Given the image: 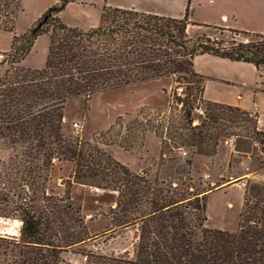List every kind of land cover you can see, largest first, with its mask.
<instances>
[{"label": "trees", "instance_id": "1", "mask_svg": "<svg viewBox=\"0 0 264 264\" xmlns=\"http://www.w3.org/2000/svg\"><path fill=\"white\" fill-rule=\"evenodd\" d=\"M75 1L57 0L26 32L13 34L0 60V217L22 218L25 224L20 237L0 238V264H61L69 252L82 256L84 264H264V185L249 183L244 189L234 232L208 228L206 202L213 189H200L190 177L150 179L146 172H132L101 142L67 132L64 113L73 99L81 98L85 111L96 94L170 80L185 87L181 93L171 91L172 102L180 106L178 120L142 107L126 125L125 139L141 145L147 133L153 134L160 140L161 161L172 149L192 148L183 160L187 175L194 156L216 154L220 137L253 139L264 151V132L257 129L256 118L238 108L203 101V119L192 125L191 118L204 82L193 70L194 58L211 55L264 71V33L201 25L187 19L188 8L184 18L176 19L107 6L98 24L84 31L61 20V12ZM189 25L215 34L191 36ZM236 35L251 39L237 41ZM42 36L49 38L44 67H23ZM242 125L243 134L233 131ZM112 128L97 137L109 135ZM122 139L109 143L131 148ZM63 164L70 165V174L59 195L53 172ZM74 184L114 196L104 215L106 231L133 230L131 255L94 251L97 237L71 198Z\"/></svg>", "mask_w": 264, "mask_h": 264}, {"label": "rangeland", "instance_id": "2", "mask_svg": "<svg viewBox=\"0 0 264 264\" xmlns=\"http://www.w3.org/2000/svg\"><path fill=\"white\" fill-rule=\"evenodd\" d=\"M56 1L0 0V60L5 58L4 53L9 50L13 34L20 35L26 32L30 25ZM104 6L133 9L176 19L184 18L185 10L188 8L187 19L201 25L221 27V23H224L223 15H226L229 18L227 24L238 32H246L244 27L254 28L258 32L264 30L260 18V15L264 13V0H76L69 3L61 12V20L68 27L87 31L98 24L101 9ZM234 14L237 16L235 19L232 17ZM187 30L191 36L203 33L215 34L212 30L192 25H189ZM249 34L259 35L261 33ZM224 37L230 38V35L226 33ZM234 38L237 41L251 39L244 35H236ZM48 48L49 38L47 36L39 37L34 43L33 50L23 60L22 66L42 69ZM5 68L6 65L1 71ZM239 79L236 78L237 82L228 81L227 86H218V89L212 87L213 81L208 80L212 83L209 90L210 98L225 106L246 112H253L254 109L258 113L262 112L263 125H258V130L264 132V93L259 91L264 90L261 87L263 81L256 78L258 87H255V81L251 78L248 79L246 87L237 88ZM200 86L201 84H198V87ZM184 88L183 85L172 83L170 80L137 83L94 95L87 103L85 111L83 110V100L81 98L73 99L67 102L64 110L66 131L86 140L96 139L101 142L99 145L102 149L126 165L132 172H146L150 179L172 180L179 176L185 179L190 177L196 186L198 183L201 184L198 186L200 189H213L207 196L205 226L234 232L238 224L239 201L244 189L249 183L264 185V151L261 144L253 139L220 137L218 147L221 145L223 152L217 155V147L216 154L210 159L194 156L190 173L187 175V169L183 167V160L190 156L192 148L172 149L171 153L166 155L165 160L161 161L160 140L153 134L147 133L141 145L139 140L135 142L125 139L126 125L138 115L142 107L153 109V113L158 109L171 120H178L181 115L180 106H176L172 102L171 91L175 90L177 93H181ZM162 90H165L166 93H163ZM194 92L196 94V91ZM237 95H241V97L238 98ZM197 98L193 106H199L203 114L192 109V125H198L204 117V100L207 98L204 97L203 100L198 93ZM116 122H119L120 125L115 126ZM74 123L80 127L78 132L73 128ZM111 127L113 128L109 135L102 138L97 137L99 133H103ZM233 131L243 134V125L234 128ZM120 138H123L122 142L126 146L130 145L131 148L124 150L117 144L109 143V140H119ZM105 141L108 144L102 143ZM229 150H231V155L228 157ZM176 157H179V161L175 160ZM69 174V164L59 165L55 168L53 189L56 194H63L64 181L68 179ZM241 175L247 179L243 182V189L237 185L225 190L219 189L221 181L231 182ZM71 198L81 206L82 213L89 220L90 234L97 237L93 242L94 251L104 255H120L125 252L132 254L133 244L136 240L133 230L127 229L114 234H109L106 231L109 222L104 215L114 202V196L111 193L94 187L74 184L71 188ZM228 202L232 206H228ZM63 259L64 262L61 264H84L82 256L70 252L64 254Z\"/></svg>", "mask_w": 264, "mask_h": 264}, {"label": "crops", "instance_id": "3", "mask_svg": "<svg viewBox=\"0 0 264 264\" xmlns=\"http://www.w3.org/2000/svg\"><path fill=\"white\" fill-rule=\"evenodd\" d=\"M233 19H235L237 16L234 14ZM261 18V23H263L264 27V13L260 15ZM223 21L224 23H221V27L227 28V29H234L231 25L227 24L229 21L228 16L223 15ZM235 26V25H234ZM241 28V27H238ZM244 31L248 33H264V30H261L258 32V30L250 27H244ZM34 47V46H33ZM193 70L194 72L201 76L204 79L203 82V93H202V99L204 100V97L207 98V100H204L205 102H211V103H216L220 104V102H215V100H211L213 98H210L209 90H210V83L208 80L213 81V86L212 87H217L218 86L224 87L225 85L227 86L229 83L228 81H234L237 82L236 78H240L239 85L238 87H246L248 83V79H253L255 81L254 86L258 87V83L256 80L258 79L259 81L262 80L263 82L261 83V87L264 88V71L257 70L252 64L244 63V62H236V61H230L228 59H223V58H217L211 55H201V56H196L193 60ZM257 78V79H256ZM232 85V84H231ZM261 89V88H260ZM258 91V90H254ZM264 93V90H259ZM211 93V91H210ZM237 97H241V95H237ZM223 105V104H221ZM227 106V105H226ZM231 107V106H229ZM234 108V107H233ZM241 110V109H240ZM244 111V110H241ZM246 112V111H244ZM251 116H254L257 121V129L258 125H263V120H262V112L258 113L256 109H254L253 112H246ZM261 115V116H260ZM259 116L261 117V120L259 119ZM226 144V143H225ZM228 144V143H227ZM221 145L218 147V154L220 155L223 150L221 149ZM231 155V150L228 152V157ZM202 159H210L208 157H201ZM222 177V175H221ZM234 180H237L236 182H233ZM247 179L244 178V175L238 176L234 178L231 182L229 181H221V184H219V189L225 190L227 188L233 187V186H240L243 189V182L246 181ZM218 190V189H217ZM242 198H243V193H242ZM242 198L239 201V211L241 208L242 204ZM228 206H232L230 202H228Z\"/></svg>", "mask_w": 264, "mask_h": 264}, {"label": "clouds", "instance_id": "4", "mask_svg": "<svg viewBox=\"0 0 264 264\" xmlns=\"http://www.w3.org/2000/svg\"><path fill=\"white\" fill-rule=\"evenodd\" d=\"M24 226L22 218L0 217V238L6 235L20 237Z\"/></svg>", "mask_w": 264, "mask_h": 264}, {"label": "built area", "instance_id": "5", "mask_svg": "<svg viewBox=\"0 0 264 264\" xmlns=\"http://www.w3.org/2000/svg\"><path fill=\"white\" fill-rule=\"evenodd\" d=\"M243 42H248V40H245V41H243ZM194 110H195L197 113L201 114V115L203 114V112H202V110H201V108H200L199 106L195 107ZM73 128H74V130H75L76 132H78V129H79L80 127H79L78 124L74 123V124H73Z\"/></svg>", "mask_w": 264, "mask_h": 264}]
</instances>
